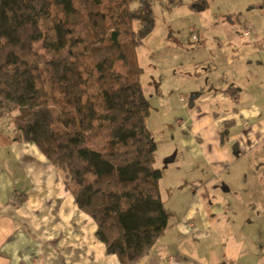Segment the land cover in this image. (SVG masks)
I'll list each match as a JSON object with an SVG mask.
<instances>
[{"label":"crops","instance_id":"1","mask_svg":"<svg viewBox=\"0 0 264 264\" xmlns=\"http://www.w3.org/2000/svg\"><path fill=\"white\" fill-rule=\"evenodd\" d=\"M246 8L255 14L244 22L194 27L187 74L142 83L161 96L160 187L172 217L139 264H264V0ZM0 130V264H120L62 172L35 143L8 141L10 119Z\"/></svg>","mask_w":264,"mask_h":264},{"label":"trees","instance_id":"2","mask_svg":"<svg viewBox=\"0 0 264 264\" xmlns=\"http://www.w3.org/2000/svg\"><path fill=\"white\" fill-rule=\"evenodd\" d=\"M191 5L204 10L208 0ZM155 20L151 0H0V120L13 124L5 137L35 143L62 172L120 264H139L172 217L137 64Z\"/></svg>","mask_w":264,"mask_h":264},{"label":"rangeland","instance_id":"3","mask_svg":"<svg viewBox=\"0 0 264 264\" xmlns=\"http://www.w3.org/2000/svg\"><path fill=\"white\" fill-rule=\"evenodd\" d=\"M250 1L210 0L209 10L198 11L190 7L192 0H151L156 15L155 27L144 38V43L137 48V64L143 69L140 75L141 82L147 86L148 81H157L160 76L169 73L187 74L189 62L194 56L192 51L198 43L192 38L190 27L199 28L202 24L222 23L224 19L226 24L244 22L247 13L255 14L253 10L246 8ZM175 41L178 43L175 44ZM117 70H122L121 64L117 66ZM144 96L151 103L152 112L147 119V125L160 147L156 154V166L159 168L166 160L163 159L164 153L161 150L164 134L158 122V115L161 114V96L156 90H146Z\"/></svg>","mask_w":264,"mask_h":264},{"label":"built area","instance_id":"4","mask_svg":"<svg viewBox=\"0 0 264 264\" xmlns=\"http://www.w3.org/2000/svg\"><path fill=\"white\" fill-rule=\"evenodd\" d=\"M190 31L192 32V37L195 39V38H198L197 34L195 33L194 31V28L193 27H190ZM245 36L249 37L251 36V33L249 31H246L245 32ZM177 260L174 256H171V264H177Z\"/></svg>","mask_w":264,"mask_h":264}]
</instances>
